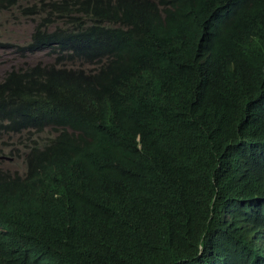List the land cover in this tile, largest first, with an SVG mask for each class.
Listing matches in <instances>:
<instances>
[{"label":"trees","instance_id":"1","mask_svg":"<svg viewBox=\"0 0 264 264\" xmlns=\"http://www.w3.org/2000/svg\"><path fill=\"white\" fill-rule=\"evenodd\" d=\"M70 4L79 66L0 81V264H264V0Z\"/></svg>","mask_w":264,"mask_h":264},{"label":"clouds","instance_id":"2","mask_svg":"<svg viewBox=\"0 0 264 264\" xmlns=\"http://www.w3.org/2000/svg\"><path fill=\"white\" fill-rule=\"evenodd\" d=\"M51 1L56 2L57 10L54 6L49 7V3ZM66 1L69 2V0ZM60 2L61 0H0V12L17 10L23 18L32 20L34 23L33 28L29 33V38L27 41L23 42V45L20 46L17 43H8L7 41L0 40V42L5 44L4 46H0V48H11L13 51H21L23 56L27 54L33 55L36 51H39L44 52L46 55L52 57L51 62H47L44 64L35 63L27 66H34L40 64L43 66H48L51 71H71V69L77 68L81 63L80 56L77 53L67 47L61 46L58 42H54V40L42 37L43 34H53L52 31L54 30L55 26L60 25L61 21H66L68 25L74 30L76 29V25L73 22H70V17H77L79 20L83 18L84 12H79L75 10V7L71 4V12L59 10ZM34 5L39 8L44 7L43 9H41L43 17L47 18V11H52V15L49 17L48 21H45V23L42 25L40 34L38 35V49L34 47L33 35L38 25L40 16L34 11ZM84 21L86 22V19H84ZM27 47H34L35 50L33 52H30ZM27 66H23L22 68H25ZM12 69L15 68L12 67L10 70L5 72L4 76ZM0 144H5L1 141V137ZM7 154H9V152Z\"/></svg>","mask_w":264,"mask_h":264},{"label":"rangeland","instance_id":"3","mask_svg":"<svg viewBox=\"0 0 264 264\" xmlns=\"http://www.w3.org/2000/svg\"><path fill=\"white\" fill-rule=\"evenodd\" d=\"M33 25L32 20L23 18L17 10L0 12V40L8 43H17L21 46L23 42L28 40ZM22 56L21 51H13L11 48H0V81L5 72L12 67L16 69L35 63L44 64L52 60L51 56L39 51H36L33 55ZM1 141L5 144H0V169L11 173L23 174L25 171L23 160L25 148L16 142L17 136H3ZM14 146L19 148V155L12 156L7 154Z\"/></svg>","mask_w":264,"mask_h":264}]
</instances>
